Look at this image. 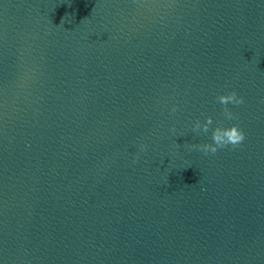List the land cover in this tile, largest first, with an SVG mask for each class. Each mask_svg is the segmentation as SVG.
<instances>
[{
    "label": "water",
    "instance_id": "95a60500",
    "mask_svg": "<svg viewBox=\"0 0 264 264\" xmlns=\"http://www.w3.org/2000/svg\"><path fill=\"white\" fill-rule=\"evenodd\" d=\"M0 264H264V0H0Z\"/></svg>",
    "mask_w": 264,
    "mask_h": 264
},
{
    "label": "clouds",
    "instance_id": "9594fccd",
    "mask_svg": "<svg viewBox=\"0 0 264 264\" xmlns=\"http://www.w3.org/2000/svg\"><path fill=\"white\" fill-rule=\"evenodd\" d=\"M216 102L222 106V115L224 120L231 121L236 119L235 113L229 107V105L239 106L244 104V97L238 95L235 90L227 92L225 94H220L216 96ZM171 113H176L178 108L176 105H173L171 108ZM213 124L212 116L205 117L204 122L196 120L192 125V132L197 134H207L210 130V126ZM246 139V134L239 124H231L230 126H224V122H217V126L211 130V143H201L193 144L192 148H197L204 155H215L219 150L231 147L236 149L241 147L244 140ZM145 148L144 145H141V149ZM139 160L137 155L133 163H136Z\"/></svg>",
    "mask_w": 264,
    "mask_h": 264
}]
</instances>
